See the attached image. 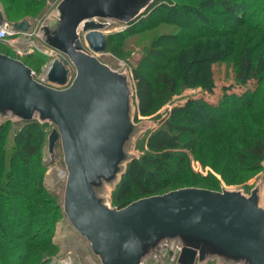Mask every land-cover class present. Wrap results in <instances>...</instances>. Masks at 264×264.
Segmentation results:
<instances>
[{"label":"trees","instance_id":"obj_1","mask_svg":"<svg viewBox=\"0 0 264 264\" xmlns=\"http://www.w3.org/2000/svg\"><path fill=\"white\" fill-rule=\"evenodd\" d=\"M0 3L7 21L16 23L26 18L31 9L34 12L40 11L39 8L45 9L47 2L0 0ZM161 23L176 25L182 31L158 36L153 41L159 42L155 58L173 55L165 47L168 45L165 39L180 44L183 37H212L218 44L225 41L230 45L221 46V50L215 54L200 56L203 49L198 47L190 59L197 60L201 66L199 72L192 70L196 66L191 67L195 60L188 62L183 57V62L179 60L182 62L181 71V64L169 58L168 65L161 68L155 78L145 72L137 73L134 82V120L138 121V116H151L158 110L157 91L173 95L179 87H203L210 94L219 91L220 95L215 103L202 97L190 98L184 105L174 108L171 117L165 119L159 128L149 132V127L135 138L133 148L140 153H135L126 163L111 193V206L116 209L140 199L174 191L171 188L173 183H181L186 178L189 184L177 188H201L190 172L192 160L200 162L203 167L209 166L229 185L235 184L238 179H251L263 171L264 103L260 110L258 100L260 95L264 99V47L258 48L251 33L264 36V0H153L144 11L125 24L132 28H155ZM242 27L245 29L241 33ZM205 32L208 34L205 35ZM240 34L241 37L236 39ZM113 38L112 35L106 38L107 45ZM6 45L0 42V53L9 55L4 51ZM13 54L16 56L13 58L22 61L31 70L39 69L45 57L34 53L19 58L14 51ZM206 56L211 57L209 62ZM218 73L222 75L219 79ZM51 123L36 117L0 121V210L1 214L8 213L6 221L22 219L19 213L27 215L29 219L38 216L34 208L37 202L33 198L40 191L39 177L43 175L39 170V161L45 138L44 128ZM18 125L23 126L22 130L15 137L10 136L11 128ZM205 128L221 131L219 142H214L225 157L221 168L217 159L206 160L204 156V153L212 151L214 145L209 137H205ZM147 135L148 142L141 149L138 148L141 139ZM185 140L189 141L188 145ZM18 157L22 166L16 162ZM32 162H36V165H32ZM211 178L217 186L202 189L223 191L222 187L213 189L219 186V180L213 175ZM205 180L203 177V183ZM7 198L12 201L9 207ZM4 206L11 211L5 213ZM47 252L50 254L52 250H44L41 255ZM148 261L145 264H150Z\"/></svg>","mask_w":264,"mask_h":264},{"label":"water","instance_id":"obj_2","mask_svg":"<svg viewBox=\"0 0 264 264\" xmlns=\"http://www.w3.org/2000/svg\"><path fill=\"white\" fill-rule=\"evenodd\" d=\"M66 2L63 0L57 9H62L64 20L54 26L44 22L39 37L45 31L52 48L62 54L48 70V82L65 86L74 72L72 62L77 70L72 84L55 88L38 82L22 61L0 53V98L17 97L28 109L39 106L56 125L57 130L49 136V151L61 139L68 165L64 211L72 226L93 243L104 264H145L154 252L141 248V241L166 231L186 232L235 251L254 252L256 261L264 264V210L257 195L245 198L236 193L183 188L140 199L121 209L109 208L92 197L91 177L108 170L121 138L123 119L129 121L131 115L127 106L122 108L123 94L118 87L126 81V74L102 64L92 53L107 47L103 30L110 25L104 27L99 19L127 23L142 11L123 20L118 16L127 11L125 1L80 0L71 14ZM67 14H71L70 20ZM5 21L0 11V22ZM10 24L14 31L28 32L31 28L27 19ZM113 107L117 117L106 113ZM125 158L120 175L132 159ZM205 255L206 251L194 245L180 246L182 264H196L197 258L204 259Z\"/></svg>","mask_w":264,"mask_h":264},{"label":"rangeland","instance_id":"obj_3","mask_svg":"<svg viewBox=\"0 0 264 264\" xmlns=\"http://www.w3.org/2000/svg\"><path fill=\"white\" fill-rule=\"evenodd\" d=\"M45 1L47 2L45 9L39 8L40 11L35 9L37 12H34V9H31L30 14H27L28 16L24 18L32 23L33 28L36 26L38 27L47 13L56 8L62 0ZM120 1H125L127 11L126 13H123V15L120 14L118 17L123 20H128L134 18L143 11L151 0ZM1 7L2 5L0 3V8ZM93 13L95 14L96 11L93 10L92 14ZM71 14H67L66 19H69ZM99 23L104 27L110 25L109 28H104L103 34L106 38L111 35L114 36V38L109 42L103 52L94 53L90 50L89 51L92 52L102 64L107 65L118 73L126 74V81H121L118 87L120 93L123 94L122 108L124 109V107L127 106L128 111L131 112V115L129 114V121L125 118V121L123 119L121 138L114 151L115 157L111 161L108 170L92 176L90 181L92 197L99 203L104 202L105 205L110 208L111 193L117 183L118 176L120 175V167L125 163V155L130 159L135 153H140L137 150L134 151V145L132 144H134L135 138L149 127H151L149 132L159 128L165 119L168 120L171 117L174 108L184 105V103L190 100V98L202 97L215 103L218 101L220 95L219 91L210 94V92L206 91V88L203 87H179V90L174 92L175 94L173 95L157 91L159 98L158 110L151 116H138L137 121L134 120V104L136 103L134 82L136 74L139 72H145L148 76L155 78L154 76L157 75L159 70L168 65L167 59L170 58L178 63L183 57L184 61L187 60L189 62L195 60V63L191 67L196 64L192 70L199 72L201 71V66L197 60L190 59L195 55L198 47L203 49V52L199 53L200 56L205 53L215 54L217 51L221 50V46H228L230 43L223 41L222 44H218L215 38L212 37H197L195 39L191 38L192 36L183 37L180 40L182 41L180 44L173 43L176 41H173L172 39H165V43H168L165 47H167L173 55L158 56L155 58L156 48L159 45V42L153 41L156 40L158 36H162L166 33H180L182 31L181 28L166 23H161L155 28L142 26L132 28L130 25L118 22L112 18L99 19ZM244 29V27L240 29L241 33L244 32ZM124 30V33H120ZM207 34L208 33L205 32V35ZM251 34L254 36L253 42L258 44V48L259 46L260 49L263 48L264 36L254 32ZM240 37L241 34L238 35L236 39H239ZM82 40H84L83 37ZM40 43L42 42L40 41ZM6 46L7 48H5L4 51H6L11 57H16L13 54L11 46L8 44ZM206 58H208L209 62L211 57L206 56ZM41 61L42 65H39V69H34L36 72L35 78L38 82L42 80L48 82L43 68L45 63L49 61V58L45 56ZM182 62H179L181 64L179 68L180 71L182 70ZM70 64L74 72L70 73L69 76L71 77H68L67 84L62 87H69L77 76L75 66L72 62H70ZM221 76L222 75L218 73V79ZM220 84L221 83H218V85ZM262 91L264 92V89ZM263 103V96L260 95L258 109L262 110L261 105H263ZM106 113L109 116H118L114 107L109 111L107 108ZM26 117H36L43 122H51V118L39 106L34 105L31 109H28L20 104L17 97H10L7 100L3 97L0 98V121L8 119L12 121H20ZM51 124L52 125H47L44 128L45 138L39 161V170H41L43 175L39 177L40 191L38 194H35L33 198L37 202L34 208L38 211V216L34 219H29L27 215L24 216L19 213V215L22 216V219L16 220L13 218L11 220H14L15 222H9L6 221L5 218L8 215L7 212H10L11 210L9 211L5 206L3 207V211L7 214H1L0 210V264H64L63 261L66 260L70 261L72 264H104L102 257L94 250L93 243L72 226L65 214L64 200L68 177V165L65 161L61 139L57 141L54 150L52 152L49 151V136L53 131L57 130L56 125L53 123ZM22 128V125H18L17 127L13 126L11 128V133L9 132L10 136L12 135L15 137ZM205 129V137H209L213 143L219 142L218 139L221 135L220 130L213 131L209 130V128ZM147 137L148 135L141 139L138 148L141 149L142 146L148 142ZM129 139L131 142L133 140L131 145ZM9 141L12 144L10 139ZM184 142L187 145L189 144V141L187 140ZM217 145L218 144L214 143L212 151L210 153H204V156L206 160L217 159L219 168H221V164L225 160V157L222 156ZM20 159L21 158L18 157L16 162L19 166H22V161ZM33 164L36 165V162H32V165ZM190 172L195 177V180L199 181V185H197L198 187H216L217 185L212 182L211 177L213 175L219 180V186L213 189H219V187H222L223 191L219 192L236 193L245 198H251L252 195H257V202L261 205V197L259 198V196L260 189H262L264 197V166L263 171L253 175L251 179L249 177L238 179L235 184L231 185L225 182L223 178L209 166L203 167L201 163L196 160H192ZM203 177L206 178L204 183L202 181ZM187 183L189 184V180L186 178L181 183H173V187L171 188L175 190L177 187L183 186ZM7 202L9 207V203L12 201L8 199ZM111 208L113 207L111 206ZM47 244L48 246H46ZM51 244L53 246H51ZM181 245H194L195 247H199L201 250L206 251L205 258L200 259L198 257L196 264H260V261L259 263L256 261L258 255L254 252H246L242 250L235 251L231 246H225L207 240L206 238L192 236L186 232H160L159 235L155 236L153 239L150 236H147L141 241V248H149V250L151 249V252L153 249L154 254L148 261L150 264H182L180 259ZM49 249L52 250V253L49 254L47 252L41 255L42 251H49ZM171 251L173 252L172 255H170ZM248 254L254 256L255 260L249 258L250 255Z\"/></svg>","mask_w":264,"mask_h":264},{"label":"built area","instance_id":"obj_4","mask_svg":"<svg viewBox=\"0 0 264 264\" xmlns=\"http://www.w3.org/2000/svg\"><path fill=\"white\" fill-rule=\"evenodd\" d=\"M43 22L35 28L31 27L28 32L14 31L11 24L8 21L0 22V42L11 46L14 53L23 58L34 53H39L49 58V61L45 63L43 71L47 74L52 65V61L62 55L59 51L52 47L46 46L39 41V31ZM32 75L35 78L36 72L32 70ZM38 78V77H37ZM36 79V78H35ZM37 80V79H36ZM41 83L53 86L55 88H67L52 85L49 82L42 80ZM73 82V81H72Z\"/></svg>","mask_w":264,"mask_h":264},{"label":"crops","instance_id":"obj_5","mask_svg":"<svg viewBox=\"0 0 264 264\" xmlns=\"http://www.w3.org/2000/svg\"><path fill=\"white\" fill-rule=\"evenodd\" d=\"M62 2H63V0L60 2L59 5H61ZM79 2H80V0H67L65 5L68 6L70 12H72V10H74V8L77 9V6H78ZM59 5L56 8L52 9L51 11H49V13H47V15L45 16L44 20L42 21L43 23L44 22H48L49 25H53L54 26V25H58L60 23V21L64 20V18H63L64 15L61 14L62 13V9L61 10H57ZM0 11H1V8H0ZM70 19L71 18L69 17V20ZM31 27H32V23H31ZM47 35L48 34L44 31L43 33H41V36H40L39 40L42 43L44 42L43 44H45L46 46L52 47L51 44L49 43V41L46 39ZM262 191L263 190L260 189L259 198L261 197L260 198L261 199V205H259V206L264 210V199H263L264 197H263V192ZM262 200H263V203H262Z\"/></svg>","mask_w":264,"mask_h":264},{"label":"bare ground","instance_id":"obj_6","mask_svg":"<svg viewBox=\"0 0 264 264\" xmlns=\"http://www.w3.org/2000/svg\"><path fill=\"white\" fill-rule=\"evenodd\" d=\"M54 61H52V63H53ZM69 77H71V76H69ZM63 175V174H62ZM63 263L64 264H72L70 261H68V260H66V261H63Z\"/></svg>","mask_w":264,"mask_h":264}]
</instances>
